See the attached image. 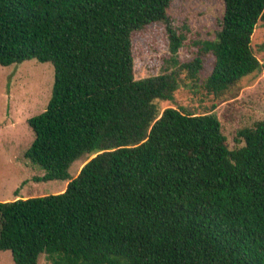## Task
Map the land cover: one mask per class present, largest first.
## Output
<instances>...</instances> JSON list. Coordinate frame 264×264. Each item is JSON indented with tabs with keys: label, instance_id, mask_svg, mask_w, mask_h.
Returning <instances> with one entry per match:
<instances>
[{
	"label": "trees",
	"instance_id": "obj_1",
	"mask_svg": "<svg viewBox=\"0 0 264 264\" xmlns=\"http://www.w3.org/2000/svg\"><path fill=\"white\" fill-rule=\"evenodd\" d=\"M175 0H0V64L51 62L46 110L26 157L66 180L56 194L0 201V251L16 264H264V119L230 149L216 106L173 101L182 70L220 98L263 66L252 38L264 0H223L213 39L175 71L136 78L133 36ZM200 80V79H199ZM88 155L78 175L72 164Z\"/></svg>",
	"mask_w": 264,
	"mask_h": 264
},
{
	"label": "rangeland",
	"instance_id": "obj_2",
	"mask_svg": "<svg viewBox=\"0 0 264 264\" xmlns=\"http://www.w3.org/2000/svg\"><path fill=\"white\" fill-rule=\"evenodd\" d=\"M224 13L223 0H175L168 9L171 27L177 34L186 35L183 46L174 52L172 39L165 22L148 25L133 36L136 78L175 71L196 57L197 42L213 39ZM252 45L262 63L261 69L231 86L222 97L208 95L202 87L211 71V60L199 79L181 71L180 87L173 101L159 102L162 109L173 106L201 113L212 105L228 138L230 149L245 144L236 137L240 129L251 127L264 119V21L255 28ZM55 68L51 62L26 60L9 66L0 64V201L56 194L67 187L66 180H38L46 171L26 157L35 134L28 123L32 116L44 112L51 98ZM89 158L84 155L70 167V174L78 175ZM0 264H16L10 250L0 251ZM40 264H50L42 255Z\"/></svg>",
	"mask_w": 264,
	"mask_h": 264
},
{
	"label": "crops",
	"instance_id": "obj_3",
	"mask_svg": "<svg viewBox=\"0 0 264 264\" xmlns=\"http://www.w3.org/2000/svg\"><path fill=\"white\" fill-rule=\"evenodd\" d=\"M66 184H68V182Z\"/></svg>",
	"mask_w": 264,
	"mask_h": 264
}]
</instances>
